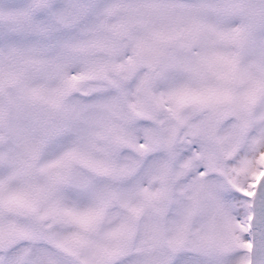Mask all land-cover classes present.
Returning a JSON list of instances; mask_svg holds the SVG:
<instances>
[{
    "label": "snow or ice",
    "instance_id": "obj_1",
    "mask_svg": "<svg viewBox=\"0 0 264 264\" xmlns=\"http://www.w3.org/2000/svg\"><path fill=\"white\" fill-rule=\"evenodd\" d=\"M0 264H264V0H0Z\"/></svg>",
    "mask_w": 264,
    "mask_h": 264
}]
</instances>
